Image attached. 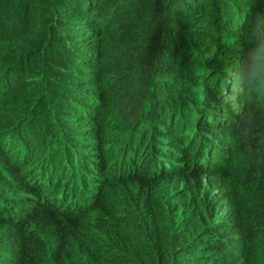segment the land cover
Segmentation results:
<instances>
[{
  "label": "trees",
  "instance_id": "obj_1",
  "mask_svg": "<svg viewBox=\"0 0 264 264\" xmlns=\"http://www.w3.org/2000/svg\"><path fill=\"white\" fill-rule=\"evenodd\" d=\"M261 13L264 0H0V264H264ZM228 14L242 29L229 57L216 41L188 60ZM231 57L235 101L212 77L192 90L231 115L211 132L226 148L213 163L209 138L191 149L198 107L183 89ZM101 106L88 149L108 172L63 201L40 184V147L66 140L60 118ZM173 181L170 203L158 187Z\"/></svg>",
  "mask_w": 264,
  "mask_h": 264
},
{
  "label": "clouds",
  "instance_id": "obj_2",
  "mask_svg": "<svg viewBox=\"0 0 264 264\" xmlns=\"http://www.w3.org/2000/svg\"><path fill=\"white\" fill-rule=\"evenodd\" d=\"M261 15H264V13H261ZM210 20H218L220 26L215 27L210 34L206 33L205 35H202L200 31L198 32L199 41L190 44L194 51H192V55L189 56L188 60H190L196 52L199 53V58L213 57L218 45L211 44V40L224 43L226 48L224 47L221 50L224 52L228 49L227 47L229 43L236 40L233 36L240 35L242 29L233 22L230 14L223 18L213 16ZM249 42L250 41L247 40V43ZM225 65V68H219V70L214 72V77L212 74H209L197 79L189 78L191 83H188V79H186L185 83H187V85L184 86V93L182 95V99L186 103L192 106L196 104V107H198L196 114L198 124L197 127L191 131L189 138L192 139L195 146L207 141L208 138L210 139V142L206 144L201 154L213 163L223 157L226 148L224 147L223 142L217 139L211 132L220 123L228 120L231 115L226 113L225 108H220L214 104L208 96L202 98L203 94L199 95L196 93L192 95V91L189 92V88L192 83L194 86H199L206 78L212 77L213 80H211L208 90L211 86H218L219 91L222 93L220 86L227 85L235 94L231 98L229 96H224L223 99L225 101H228L229 99L235 101L240 89L234 85V83L235 81L240 80L243 75L235 68V66L230 64V60L225 63ZM193 90L197 91V89ZM95 110L96 109H79V113L74 116L71 115L70 118H60L58 121V127L61 132L66 135V140H64L60 134H52L48 139L47 153L45 149L40 147L41 154L37 157L35 162V164L39 165L38 169L41 171L40 184L44 187L52 188L53 192H57L61 195L60 198L63 201L65 199H71L72 202H74L76 200L74 198L75 194H78L77 191L79 192L76 182L68 179V167L74 172V177H77L76 173L78 172V166L82 163L80 167L82 175H85V178L92 183H95L100 177L101 167L98 160L95 157H91L93 154L88 149V143L82 142V129H79L78 134L76 135L74 126L72 125L73 123L78 127L81 123V119L89 117L90 115L96 116L97 110ZM18 126L20 129L14 130L19 131L18 138L23 135L27 136L26 132L31 133L26 127V121L21 122ZM28 143L31 144V142ZM87 166L89 169H87ZM94 167H97L100 172L95 171ZM94 176H97V179H93Z\"/></svg>",
  "mask_w": 264,
  "mask_h": 264
},
{
  "label": "rangeland",
  "instance_id": "obj_3",
  "mask_svg": "<svg viewBox=\"0 0 264 264\" xmlns=\"http://www.w3.org/2000/svg\"><path fill=\"white\" fill-rule=\"evenodd\" d=\"M200 17V16H199ZM203 19V18H202ZM205 25H206V23L204 22L203 23V25L202 24H200V25H198L197 26V29H201V28H205ZM262 36H260L258 39L256 38V40L254 41V43L256 44L259 40H260V38H261ZM211 44H218L216 41H214V40H211ZM225 56H227V57H229V54H228V49L225 51ZM238 55V54H237ZM224 63V62H223ZM233 60H232V57H231V59H230V64L232 65V66H234L233 64ZM225 64V63H224ZM92 67V69H96V66H91ZM236 71V70H235ZM100 72L101 71H99V74H100ZM20 73H21V71H20ZM237 73V72H236ZM258 80H260V79H258ZM262 81V80H261ZM263 82V84H264V81H262ZM188 83H191V80L190 79H188ZM211 83V81H209L208 82V84H207V86H209V84ZM191 87L189 88V92L190 91H192L193 89H197V90H201L202 89V85H199V86H194L193 85V83L190 85ZM192 93V92H191ZM97 110V109H96ZM102 112H103V107L101 106V107H99L98 108V110H97V114H96V116H102L103 114H102ZM79 112L77 111V113H71L72 114V116H74L75 114H78ZM82 116V115H81ZM96 116H93V115H90L88 118H83V119H81V127L80 128H85L84 130H85V132H87V138H86V141L85 142H87V143H89V144H93L94 143V137L93 136H91V135H89L93 130V127H94V123H92L91 122V120H90V118H93V117H96ZM83 117V116H82ZM88 119V120H87ZM223 124V123H222ZM104 141L105 142H107L108 141V136H106L105 138H104ZM193 145V147L191 146V149H194V144H192ZM108 153V152H107ZM142 164H144L143 162H142ZM107 166H109V165H104L103 166V169H102V171H101V174L102 175H106V173L108 172L107 171ZM113 167V166H112ZM95 168V171H98V172H100V170L97 168V167H94ZM88 169V168H87ZM68 171H69V174H68V176H72L73 174H74V172L72 171V169L71 168H69L68 167ZM202 174H206V173H202ZM79 176V179H80V181L82 182V184H83V186H85L86 185V183H85V181H84V179H83V177L79 174L78 175ZM166 186H163V187H158V190H161V191H163V194L161 195V198H162V200H167V201H169L170 203H171V201L172 200H175L176 198H177V195H176V189H178V187L179 186H181V182L180 181H173V182H169V183H167V184H165ZM29 204V202L28 201H22L21 202V208H22V205H24L25 207L27 206ZM23 209V208H22ZM224 212V209H221V211H219V216H221V214Z\"/></svg>",
  "mask_w": 264,
  "mask_h": 264
},
{
  "label": "bare ground",
  "instance_id": "obj_4",
  "mask_svg": "<svg viewBox=\"0 0 264 264\" xmlns=\"http://www.w3.org/2000/svg\"><path fill=\"white\" fill-rule=\"evenodd\" d=\"M211 152H213V151H211ZM211 157H214V156H211ZM81 165H82V163H80L79 166H78V172L76 173L77 177H74V174L72 176H68V179L74 180L76 182L79 192H83L84 189L87 186V185L83 186V184L80 181L79 176H78L80 174L83 177L84 181H85V178H84L85 175H82V172L80 170ZM87 168L89 169L88 166H87ZM93 179H97V176L93 177Z\"/></svg>",
  "mask_w": 264,
  "mask_h": 264
}]
</instances>
